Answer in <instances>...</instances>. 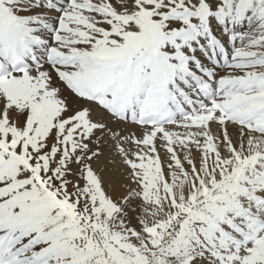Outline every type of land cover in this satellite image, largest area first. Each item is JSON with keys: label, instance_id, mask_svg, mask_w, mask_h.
<instances>
[{"label": "snow or ice", "instance_id": "1", "mask_svg": "<svg viewBox=\"0 0 264 264\" xmlns=\"http://www.w3.org/2000/svg\"><path fill=\"white\" fill-rule=\"evenodd\" d=\"M0 264H264V0H0Z\"/></svg>", "mask_w": 264, "mask_h": 264}]
</instances>
